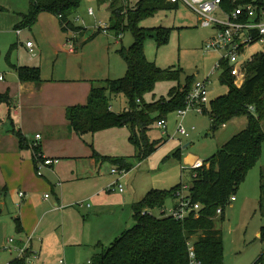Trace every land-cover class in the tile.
<instances>
[{
    "label": "rangeland",
    "instance_id": "rangeland-1",
    "mask_svg": "<svg viewBox=\"0 0 264 264\" xmlns=\"http://www.w3.org/2000/svg\"><path fill=\"white\" fill-rule=\"evenodd\" d=\"M14 3L17 9H15ZM100 3L99 0H83L77 13L71 17V22L75 26L85 28L88 31L87 33H95L96 37L87 44L84 43L85 39L83 37H78L75 40V45L79 48L78 53L80 55L71 60L70 63L77 66V79L84 78L87 75L85 78H93L92 80L97 83L107 80H120L126 76L127 64L120 52L129 50L135 42L133 34L129 31L121 33V39H118L116 33L110 30L111 1ZM133 3L120 2L118 8L127 11L130 7H134ZM29 7V0H0V32L1 30H10L17 37L15 31L22 21L20 19L18 22V16L20 13L29 12ZM90 10L94 11V16H89ZM55 24L58 31H60L61 28L59 27L61 26L58 20ZM140 26L149 30L157 28L170 29L169 42L161 48L157 45L156 34L151 32V36L145 42V53L147 59L161 69L175 67L184 71L180 82H158L153 94L145 97L147 103L169 99L170 92L179 85L184 86L188 77L194 76L195 82L208 80L212 71L222 60L223 53L206 50L208 43L217 36V30L202 27L197 14L185 6H180L178 10L161 11L155 17L143 21ZM99 28H108L109 35L100 32ZM28 34L32 33L24 30V36ZM47 34L49 33L47 32ZM47 34L46 32L39 33L42 41L36 40L32 36L31 40L34 43L36 56L40 55V47L48 46L50 41H53L51 40L53 37ZM6 36H0V39L3 38L4 40ZM67 36L68 39H73L71 34L67 33ZM69 42L65 41L67 51H69ZM263 52L264 45L258 43L249 48L248 53L241 60L243 61L245 58ZM31 57L33 56L31 55ZM7 62L8 50L5 51L4 49V55L0 54V72H3V74L7 72L2 69L5 65H8ZM54 68H56L55 72L58 77L63 76L66 71V67L61 66L60 63L57 66L56 59L52 58L48 72L52 74ZM221 75V71L217 70L215 75L209 79L210 101H214L228 93V87L220 83ZM126 109H128V100L124 95L113 97L112 110L114 112L122 113ZM178 121V113L168 118L167 136H164L157 126L153 128L149 133L150 141H163L165 144L158 147L142 163H139L140 161L137 158L138 148L130 141V131L127 128L108 129L98 132L94 140L88 137L87 142H85L77 138V144L72 143V146L77 149V156H82L77 158L78 196L83 197L85 191V187L81 186V183L88 184L90 190L99 186H104L103 190H105L103 191L104 194L101 193L102 196H98L95 202H85L86 205L90 204L92 206V209H89L91 215L82 211V214H84L83 220L85 221L82 228L83 230L86 229V234L95 230L99 231L100 235L104 236V246L109 247L123 233L134 228L135 221L133 214H131V205L134 201L143 200L152 190H171L180 184L190 187L193 181V170L190 169L191 166L187 165L185 160L191 157L193 160L208 162L235 135L247 128L246 118H236L228 123L226 127L214 133L207 113L199 114L196 110H190L186 120H184V125L189 131L193 127L196 131L191 133L190 138H184L176 134ZM41 142L42 139L39 141V145H41ZM187 145L188 148L185 149ZM180 150L182 152L181 161L174 156ZM95 153L103 157H125L129 164L133 166V170L122 176L112 173L117 168L110 163H104L103 165L97 163V167H95L93 165L95 161L92 159ZM45 156L47 157V155ZM61 162L63 164L76 163L67 158L61 159ZM92 165L93 168H90ZM83 170L90 172L84 179L78 175ZM262 176L264 177V146L261 160L249 172L246 181L235 195L237 202L226 205L224 215L218 216L216 220V229L221 231L224 237V264H256L264 253V241L260 237L261 230L264 227V203H262L264 197L262 183L264 181ZM118 181L124 189V194L119 191H109L110 187ZM57 182H59L58 179ZM185 194L187 193L185 192ZM47 195L52 196V193H47ZM44 196L45 194L42 193L41 198L44 199ZM80 202L83 203V201H77V204H80ZM94 203L97 204V207H100L99 211L93 209ZM171 205L172 203H169L167 206V215L172 209ZM90 216L92 218L88 221ZM16 217V211L13 216L6 211L0 218V220L10 223L8 224L10 226L12 223V231L14 232V234L3 235L2 239L0 238V264H4L10 258L17 259L19 257L16 252L12 254L7 246L9 240H16L15 238L19 236L16 233L13 220ZM73 233H77V226ZM34 245L35 250L39 251L41 244L34 241ZM69 248L65 253L62 251L57 264L61 259L68 260V256L77 254V247ZM100 249L99 247L84 246L83 252L79 253L80 264H89V261H92L93 257L101 252L102 249ZM37 254L39 253L37 252ZM39 256L40 264L45 257L41 254ZM55 258L50 257L51 260Z\"/></svg>",
    "mask_w": 264,
    "mask_h": 264
},
{
    "label": "trees",
    "instance_id": "trees-1",
    "mask_svg": "<svg viewBox=\"0 0 264 264\" xmlns=\"http://www.w3.org/2000/svg\"><path fill=\"white\" fill-rule=\"evenodd\" d=\"M111 1V27L116 35L129 31L135 38L129 50L120 52L127 64V74L120 80L92 82V90L86 106L70 107L67 120L74 132L84 137L113 128H127L130 141L136 145L139 163L149 158L163 141L151 142L149 133L158 123L187 108V99L195 84V77H188L184 86L170 92L169 99L147 103L145 97L153 94L158 82H180L184 74L181 68L161 69L147 59L145 42L156 34L159 48L168 44L170 29H144L140 24L161 11L178 10L168 0H99L100 4ZM83 0H29V12L22 15L17 31L32 30L40 16L49 13L59 19L62 31L73 39L82 37L85 28L77 27L71 17L77 13ZM120 2L131 4L127 11L118 8ZM226 8H232L230 0ZM88 43V41L84 42ZM85 44V45H86ZM224 72L220 83L228 87V93L211 101L205 113L209 116L215 133L236 118H246L247 128L235 135L199 170H193V181L188 199L199 204V213H192L184 221L173 217L157 216L167 208L169 201L177 204V194L183 188L178 185L171 190H152L143 200L132 207L135 226L118 237L109 247H99L101 252L93 257L91 264H190L189 246L195 248L196 259L201 264H224L225 245L222 232L216 229L218 210L224 215L226 205L236 197L249 172L259 163L264 146V52L252 57L247 65V78L241 87L236 86L228 62L222 64ZM21 82L43 83L40 68H16ZM124 95L128 109L122 113L112 110L113 97ZM9 94H0V104H10ZM20 142L24 139L18 134ZM182 160L181 150L174 155ZM96 163H110L118 170H133L125 157H103L95 153ZM186 170V169H184ZM196 174V177L194 176ZM264 181V177L262 176ZM264 192V183H262ZM7 189H0V216L2 198ZM264 196V193H263ZM264 203V197L262 198ZM231 205V204H230ZM145 212L152 214L143 215ZM16 231L23 233L20 219L15 220ZM264 241V227L261 230ZM25 258H17L10 264H27ZM256 264H264V253Z\"/></svg>",
    "mask_w": 264,
    "mask_h": 264
},
{
    "label": "crops",
    "instance_id": "crops-1",
    "mask_svg": "<svg viewBox=\"0 0 264 264\" xmlns=\"http://www.w3.org/2000/svg\"><path fill=\"white\" fill-rule=\"evenodd\" d=\"M14 7L17 9L15 3ZM27 13H20L18 22L22 19V15ZM57 20L59 22V19L52 14H42L39 23L32 30H28L33 35L24 36V30H21L20 34L16 30L17 37L10 30L0 32V36L7 35L6 39H0V54L4 55V49L8 50V65L2 68L7 72L4 74L0 72L4 77V80L0 81V94H9L11 98L10 104H0V118L3 123L0 130V189H7V194L2 198L3 214L0 218L6 211L11 216L15 211L17 212V217L13 219L14 224L16 219H20L23 233L16 231L19 236L15 238V245L21 247L31 238L33 251L45 257L40 264H57L62 251L65 253L70 246L69 249L77 247V254L68 256V260L64 261L67 264H80L79 253L83 252L84 246L105 247L104 236H101L99 231L86 234V229L82 228L85 222L82 211L91 215L89 209H92V206L86 205L85 202H95L105 190H103L104 186L90 190L88 184L81 183V186L85 187L82 195L84 198L78 196L77 158L82 156H77V149L72 143L76 145L77 138L85 142L88 137L94 140L95 135L89 134L84 137L77 135L67 120L66 111L70 107L86 106L92 90V82L96 81H93V78H85L87 75L77 79V66L71 65L70 61L80 55L79 48L75 45V52H71L69 46L67 51L65 41L70 39L61 27L58 31L55 24ZM40 32L46 34L48 32L50 35H47L53 37L51 39L53 41H50L48 46L40 47V55L34 57L27 44L33 43L32 36L42 41ZM87 32L85 29L82 36L84 42L92 41L96 37L95 33ZM73 42L75 44V40ZM52 58L56 59L57 66L60 63L61 66L66 67L63 76H57L56 68L53 69L52 74L48 72ZM19 67L40 68L43 83L21 82L16 71ZM18 134L22 136L24 143L20 142ZM37 135L42 136L40 145L42 153L48 158L60 160V163L52 169H46L43 176H38L36 173L34 153L31 149ZM186 147L188 148V145ZM63 158L76 163L63 164L61 162ZM190 160L191 157L185 160L187 165ZM94 163L93 165L97 167V163ZM93 165L90 168H93ZM89 174V171L83 170L78 175L84 179ZM21 193L25 195L23 198L20 197ZM42 193L45 194L44 199L41 198ZM47 193H52L48 199ZM77 201L83 203L77 204ZM139 201L141 200L132 203L131 214H133V205ZM169 203H172V208L176 206L174 201ZM94 204L93 209L99 211L100 207ZM91 218L92 216L88 221ZM8 224L10 223L0 220L1 239L3 235L14 234L12 223L11 226ZM76 226L77 233L74 234L73 230ZM34 241L41 244L39 251L35 250ZM7 246L12 254L16 252L10 243ZM50 257L56 258L51 260ZM13 260L15 258H10L4 264H10ZM39 260L40 258L36 261L37 264Z\"/></svg>",
    "mask_w": 264,
    "mask_h": 264
},
{
    "label": "built area",
    "instance_id": "built-area-1",
    "mask_svg": "<svg viewBox=\"0 0 264 264\" xmlns=\"http://www.w3.org/2000/svg\"><path fill=\"white\" fill-rule=\"evenodd\" d=\"M226 0H168L172 5L185 6L194 11L199 17V21L204 28H214L217 30V36L208 43L206 46L207 51H216L223 53L222 60L217 64L215 69L210 74L212 78L217 70L221 73L224 72L222 64L228 62L230 66V72L232 77L235 78V84L241 87L247 78V65L252 61V57L241 60L248 53V49L254 45L260 43L264 45V0H230L232 8H226ZM94 11H89V16H94ZM99 31L105 35H109L108 28H99ZM20 34V31H18ZM122 35H118V39H121ZM70 51L75 52V44L73 41L69 42ZM27 47L30 49L31 54L35 57L33 43H28ZM209 78V79H210ZM196 81L191 93L187 99V108L178 112V125L176 134L190 138L191 133L195 132L196 129L193 127L189 131L185 125L188 112L190 110H196L199 114H204L205 110L210 104L209 88L208 85L210 80ZM4 77L0 74V81H3ZM3 123L0 118V130L2 129ZM159 128L163 132L164 136L168 135V121H161L158 123ZM41 135H37L36 141L31 145V149L34 153V160L36 166V173L38 176H43L46 169H52L54 166L60 163L59 159L48 158L42 153L39 141H41ZM204 162L197 160L190 169L199 170L204 167ZM115 175L125 176L128 172L123 170L114 169L112 171ZM196 177V174L194 175ZM118 185V188H117ZM191 186H183L182 190L177 194V204L170 210L167 215V209L158 213L159 216L173 217L177 221H184L192 213H199L201 206L199 204H193L188 199L189 191ZM109 191H119L124 193L123 187L120 185V181L110 187ZM185 192L187 194H185ZM24 193L20 194L23 198ZM50 196L47 195L48 199ZM237 198L232 197L230 204L236 202ZM223 210H218V215H222ZM152 214V212H145L143 215ZM13 249L18 253L20 259L25 258L28 253L30 257L27 258V264H37L36 261L39 255L33 251L32 239H28L21 247H16L15 240H9ZM189 257L190 264H201L196 259V253L194 246L189 243ZM32 258L34 259L32 261ZM58 264H67L64 260H60ZM91 264V262L89 263Z\"/></svg>",
    "mask_w": 264,
    "mask_h": 264
},
{
    "label": "water",
    "instance_id": "water-1",
    "mask_svg": "<svg viewBox=\"0 0 264 264\" xmlns=\"http://www.w3.org/2000/svg\"><path fill=\"white\" fill-rule=\"evenodd\" d=\"M186 148H187V147H186ZM196 161H197V160H193V159H192V160H190V162H189V165H190V166H193V165H194V163H195Z\"/></svg>",
    "mask_w": 264,
    "mask_h": 264
}]
</instances>
